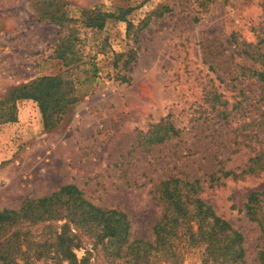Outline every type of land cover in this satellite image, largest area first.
I'll return each mask as SVG.
<instances>
[{"label": "rangeland", "instance_id": "374dc122", "mask_svg": "<svg viewBox=\"0 0 264 264\" xmlns=\"http://www.w3.org/2000/svg\"><path fill=\"white\" fill-rule=\"evenodd\" d=\"M92 10L126 21L92 29L84 15ZM62 41L65 60L55 56ZM258 54L264 0H0V107L44 75L60 76L74 98L51 127L42 126L35 101L25 115L24 99L15 100L16 118L7 122L16 128L0 138V210L73 184L92 204L124 212L130 240L152 241L163 210L158 187L169 178L197 181V196L240 232L244 262L264 264V207L259 222L245 207L251 192L264 190L254 159L264 152ZM162 118L175 131L142 144L140 135ZM43 225L29 228L36 241ZM23 236L18 264H69ZM93 245L73 248L77 260L88 251L87 264H106ZM178 246L176 264H224L205 243Z\"/></svg>", "mask_w": 264, "mask_h": 264}, {"label": "trees", "instance_id": "16d2710c", "mask_svg": "<svg viewBox=\"0 0 264 264\" xmlns=\"http://www.w3.org/2000/svg\"><path fill=\"white\" fill-rule=\"evenodd\" d=\"M84 15L91 17L86 26L97 30L102 29L109 18L126 21L124 13L115 15L92 10L84 11ZM51 21L63 27L61 17L54 16ZM55 52L57 58L65 60L63 41ZM258 56L264 58V54ZM68 92V85L60 76H41L10 93V105L0 107V123L15 120V100L31 99L37 103L44 126L51 127L53 115L56 121L60 120L66 106L74 102ZM173 131V125L162 118L150 126L144 135H140V141L142 144L159 143ZM254 159L257 164L260 160L262 164L258 165L264 169V152ZM252 165L250 169H255V164ZM158 190L163 210L153 226L152 241L130 240V222L124 212L92 204L73 184L62 185L56 191L36 199L25 198L18 209L0 210V264H18L16 257L21 253V248H18L21 235L29 243L54 247L53 253L61 260H68L69 264H87L91 252L87 251L88 255L80 260L73 252V248L79 247L84 240L94 243L95 254L103 256L106 264H176L180 259L178 244L181 241L188 244L205 243L208 253L214 258L219 257L224 264H246L240 232L197 196V181L182 182L169 178L161 183ZM245 207L247 213L256 215L258 220L257 214L264 207V190L251 192ZM62 220L64 222L58 226V230L55 222ZM39 223L44 224L47 230L42 229L38 237L44 238L36 241L34 236L37 234H32L29 228ZM260 224H264V214ZM9 226H16L17 230L7 236L4 228ZM39 253L36 255L39 256ZM260 254L264 257V247Z\"/></svg>", "mask_w": 264, "mask_h": 264}, {"label": "crops", "instance_id": "0c3cea01", "mask_svg": "<svg viewBox=\"0 0 264 264\" xmlns=\"http://www.w3.org/2000/svg\"><path fill=\"white\" fill-rule=\"evenodd\" d=\"M28 101H30V102H28ZM32 100H30V99H24V102L26 103L25 104V109L24 110H22V112H23V114L25 113V115L26 114H28L29 113V111H30V109H31V102ZM36 114H38V115H41V112H40V110H39V108L37 107V109H36ZM21 116V115H20ZM14 124V123H13ZM12 123H0V131H2L3 132V134L1 135V137L0 138H3L4 136H6L7 134H8V129L10 128V129H14V128H16V127H13L14 125H13ZM17 124V123H16ZM43 124V123H42ZM19 125V124H18ZM42 126H44V124L42 125ZM26 130V127L24 126V127H21L20 126V129H19V131H25ZM5 140V139H4ZM2 145V144H1Z\"/></svg>", "mask_w": 264, "mask_h": 264}]
</instances>
